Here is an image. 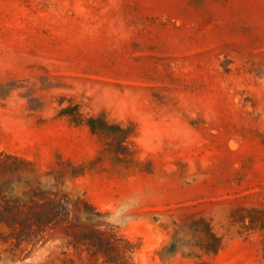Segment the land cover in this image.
<instances>
[{
  "label": "rangeland",
  "instance_id": "374dc122",
  "mask_svg": "<svg viewBox=\"0 0 264 264\" xmlns=\"http://www.w3.org/2000/svg\"><path fill=\"white\" fill-rule=\"evenodd\" d=\"M0 264H264V0H0Z\"/></svg>",
  "mask_w": 264,
  "mask_h": 264
}]
</instances>
